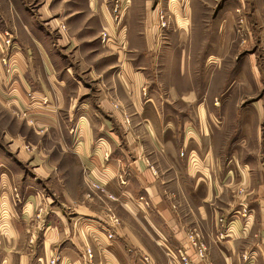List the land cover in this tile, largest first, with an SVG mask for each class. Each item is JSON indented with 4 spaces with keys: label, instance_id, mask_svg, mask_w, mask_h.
Instances as JSON below:
<instances>
[{
    "label": "crops",
    "instance_id": "0c3cea01",
    "mask_svg": "<svg viewBox=\"0 0 264 264\" xmlns=\"http://www.w3.org/2000/svg\"><path fill=\"white\" fill-rule=\"evenodd\" d=\"M58 1L43 0L34 14L28 0H0V33L17 40L16 73L0 61V264H88L87 249L97 264H186L181 253L190 264H264V96L240 94L232 66L184 81V58L178 69L173 62L189 20L181 11L161 67L151 31H143L149 46L133 45L138 57L126 60L105 3ZM92 9L96 42L112 55L70 61L61 35L92 44L83 43L84 30L74 33ZM13 114L35 143L20 129L12 136ZM92 183L107 192L101 201ZM191 230L205 242V258Z\"/></svg>",
    "mask_w": 264,
    "mask_h": 264
},
{
    "label": "rangeland",
    "instance_id": "374dc122",
    "mask_svg": "<svg viewBox=\"0 0 264 264\" xmlns=\"http://www.w3.org/2000/svg\"><path fill=\"white\" fill-rule=\"evenodd\" d=\"M42 1L28 0V4L34 14H38L41 11ZM72 1L76 0H60L56 5L60 7V3H63L62 6L67 8V4ZM150 1L151 3L147 5L146 0H98V3L106 4L111 24L114 29L117 28L119 34L117 38L113 39L114 43H116L115 45L118 48L125 45L124 53L125 56L128 55L126 60H131V57L137 55L129 53L133 45L140 46L141 49L149 46L148 43L147 46L144 44L145 34L143 31L146 29L154 35V45L158 48V65L165 67L164 62H161L162 53L165 50L163 47L165 45L169 46L171 39L167 34H171L172 30H175V13L178 14L177 12L181 11L182 14L187 15L189 20L187 24L186 20L178 19L181 26L186 23L187 29L181 32L183 36L179 39L176 38L173 44V47L177 46L178 49V56L176 55V60L173 62L175 68L177 67L178 69L179 58H184V62H186V65L184 64L185 71L187 68V76L183 78L184 81L190 78L192 74L197 78L202 77L205 69L212 73L215 71L217 75L224 73L225 68L232 66L235 69L229 70L228 77H235L240 80V94H247L249 99H256L259 95L264 96V0H161L159 1V6L156 5V0L155 2L154 0ZM91 12L83 13L82 20L75 26L76 31H73L78 34L84 30L83 43L90 42L92 44L85 47L83 44L76 43L75 39L68 35V32H65V36L61 35L62 42L69 41L67 46L63 47L61 45V47L64 48L63 52L69 53L70 61H75V59L82 61L83 58L85 62L87 61L92 65L95 64L96 60L99 61V57L112 55L108 49L100 50L101 47L96 42L98 38L95 37H97L98 30H100L99 18L95 15L93 9ZM62 28L66 31L65 25H62ZM57 31L55 30L52 35L54 42ZM69 33L71 34V32ZM150 33L148 34L151 36ZM104 34L107 35L106 38H104ZM102 36V46L109 47L110 37L107 31H103ZM16 42V37L11 32L0 33V61L7 73H16L12 65L14 64L12 57L17 48ZM75 50L78 51V56L73 58ZM144 63L146 62L144 61ZM167 63H169V60ZM216 78L220 77L216 76ZM158 79L155 78L157 81ZM256 79L261 84L260 86H258ZM177 80L179 81L178 78ZM241 83L243 84L241 85ZM147 85L146 82L142 87L143 97H147L150 93V87ZM112 103L115 108H119L117 102L113 100ZM16 117H20L23 120L27 118L22 113H19ZM16 117L13 114L11 119L13 124L12 136H16L15 132H19L20 129L24 133L23 136L27 142L35 143L37 139L30 137L31 128L27 125L22 124L19 126L15 124ZM125 122L127 124L131 123L128 115L125 117ZM261 122H263L264 128V119ZM27 147L32 150L30 146ZM90 192L98 195L100 201L103 194L106 195L107 193L104 187L97 183L91 184ZM107 200L115 201L116 197L108 193ZM108 205L110 208V204ZM108 211H110L111 222L115 225L113 219L117 220L120 223L119 226H121L120 217L111 208ZM38 217L41 218V215H38ZM190 234L203 243L202 246L197 242L196 246L198 248L203 247V255L206 256L207 247L200 233L196 230H191L189 232V239L191 240ZM88 251L92 252L93 263L90 262ZM183 256L187 255L181 253L182 260ZM87 261L88 264H97L92 249H87ZM188 264H190V259Z\"/></svg>",
    "mask_w": 264,
    "mask_h": 264
},
{
    "label": "built area",
    "instance_id": "2783aa9c",
    "mask_svg": "<svg viewBox=\"0 0 264 264\" xmlns=\"http://www.w3.org/2000/svg\"><path fill=\"white\" fill-rule=\"evenodd\" d=\"M107 37V35L106 34H104V38H106ZM113 222L115 223V225L116 226H119L120 225V223H119V221H117V220H114L113 219ZM114 225V226H115ZM115 226V227H116ZM108 237L109 238H113L114 237V234H112V233H109L108 234ZM190 238H191V243H192V245H193V247H195L196 249H197V254L201 257V258H205V255H203V253H204V250H203V247H201V248H198L196 245H197V242L200 244V245H202L203 246V243L200 241V240H198L194 235L192 236L191 234H190ZM88 253H89V258H90V262L91 263H93V255H92V252H89L88 251ZM183 261L185 262V263H189V257L188 256H183ZM51 264H56V259L54 260H52L51 261Z\"/></svg>",
    "mask_w": 264,
    "mask_h": 264
}]
</instances>
